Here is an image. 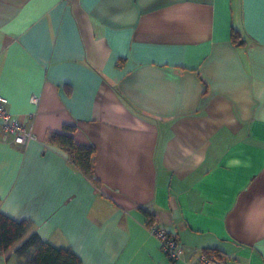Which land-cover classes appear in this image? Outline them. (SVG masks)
Segmentation results:
<instances>
[{"label": "crops", "instance_id": "crops-1", "mask_svg": "<svg viewBox=\"0 0 264 264\" xmlns=\"http://www.w3.org/2000/svg\"><path fill=\"white\" fill-rule=\"evenodd\" d=\"M0 93L33 134L14 144L0 121V212L42 241L81 264H186L153 217L264 264V0H0ZM64 125L94 180L48 142Z\"/></svg>", "mask_w": 264, "mask_h": 264}, {"label": "trees", "instance_id": "trees-1", "mask_svg": "<svg viewBox=\"0 0 264 264\" xmlns=\"http://www.w3.org/2000/svg\"><path fill=\"white\" fill-rule=\"evenodd\" d=\"M231 40L238 46L244 43L237 30H232ZM73 131L74 127L64 125L62 132L49 133L48 142L64 150L70 161L94 180L92 171L94 150L78 145L73 138ZM150 221H153V217H150ZM32 227L29 220H15L0 212V253L19 244L15 248V253L21 264H81L80 258L71 248L54 247L42 241ZM209 251L220 253L213 249Z\"/></svg>", "mask_w": 264, "mask_h": 264}, {"label": "built area", "instance_id": "built-area-1", "mask_svg": "<svg viewBox=\"0 0 264 264\" xmlns=\"http://www.w3.org/2000/svg\"><path fill=\"white\" fill-rule=\"evenodd\" d=\"M30 101L33 104H38L39 96L32 95ZM0 121L5 136L14 144L26 145L33 138L31 126L23 123L20 119L12 117L8 110V99L1 93ZM145 225L149 233L157 238L160 249L172 261L184 260L186 264H225L226 258L222 253L187 248L178 241L175 234L166 231L153 221H150V217L145 222ZM192 256L194 257L191 258Z\"/></svg>", "mask_w": 264, "mask_h": 264}]
</instances>
